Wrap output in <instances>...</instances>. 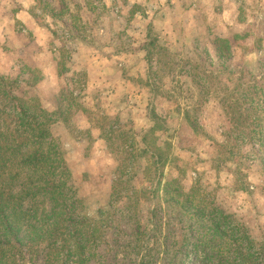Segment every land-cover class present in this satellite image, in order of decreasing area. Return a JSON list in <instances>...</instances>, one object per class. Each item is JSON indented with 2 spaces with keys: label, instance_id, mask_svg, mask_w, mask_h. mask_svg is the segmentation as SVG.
Instances as JSON below:
<instances>
[{
  "label": "rangeland",
  "instance_id": "1",
  "mask_svg": "<svg viewBox=\"0 0 264 264\" xmlns=\"http://www.w3.org/2000/svg\"><path fill=\"white\" fill-rule=\"evenodd\" d=\"M0 157V264H264V0H0Z\"/></svg>",
  "mask_w": 264,
  "mask_h": 264
},
{
  "label": "trees",
  "instance_id": "2",
  "mask_svg": "<svg viewBox=\"0 0 264 264\" xmlns=\"http://www.w3.org/2000/svg\"><path fill=\"white\" fill-rule=\"evenodd\" d=\"M254 120H255V125H256L257 128H259V126H262L261 125V122H262V119L261 118L257 117ZM251 124L250 123L249 124L247 123V119H243L242 122H236V127L246 126V129H247L249 126H251ZM29 125H30V123H29ZM29 129H30V126H29ZM31 131H32V133L34 132V134H36V136H38V138L39 137H43V135L45 134V133L37 134L38 129H31ZM13 146H16V145L14 144ZM2 159H3V157H0V160H2ZM42 161L43 160H41L40 158H37L36 156H31L30 157V159L28 160V165H29V167H31L32 173L41 172L44 175L45 172H51L49 170H47V171L44 170L45 168H43V165L41 164ZM0 162H2V161H0ZM5 179H6V173L0 172V213L5 210V206L7 205V201L4 198V195L6 193H5V189L3 187V183H4V180ZM45 190H47L48 192H50V190L53 191L55 189H54V186L48 185L45 188ZM196 263H197V260H196ZM202 264H215V263H213V262H211L209 260H203L202 261Z\"/></svg>",
  "mask_w": 264,
  "mask_h": 264
}]
</instances>
